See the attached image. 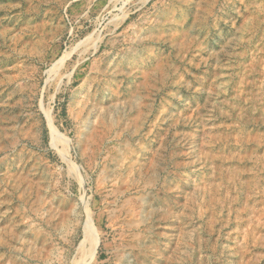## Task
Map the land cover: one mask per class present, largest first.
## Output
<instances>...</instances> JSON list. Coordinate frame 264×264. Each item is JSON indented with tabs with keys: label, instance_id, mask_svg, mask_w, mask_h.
<instances>
[{
	"label": "rangeland",
	"instance_id": "374dc122",
	"mask_svg": "<svg viewBox=\"0 0 264 264\" xmlns=\"http://www.w3.org/2000/svg\"><path fill=\"white\" fill-rule=\"evenodd\" d=\"M0 264H264V0H0Z\"/></svg>",
	"mask_w": 264,
	"mask_h": 264
},
{
	"label": "bare ground",
	"instance_id": "6f19581e",
	"mask_svg": "<svg viewBox=\"0 0 264 264\" xmlns=\"http://www.w3.org/2000/svg\"><path fill=\"white\" fill-rule=\"evenodd\" d=\"M54 134L52 133V138H53ZM93 240H94V232L93 230L91 229V226L90 224L86 223L84 225V230H83V239L80 243L81 245V248L83 246V244L88 241L89 245H93ZM85 245V244H84ZM80 247V246H79ZM83 251V250H82Z\"/></svg>",
	"mask_w": 264,
	"mask_h": 264
}]
</instances>
